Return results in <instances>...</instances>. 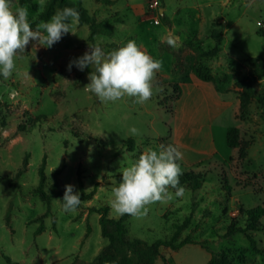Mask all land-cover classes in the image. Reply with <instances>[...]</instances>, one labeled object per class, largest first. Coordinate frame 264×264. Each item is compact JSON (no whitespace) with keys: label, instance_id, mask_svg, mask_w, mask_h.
I'll list each match as a JSON object with an SVG mask.
<instances>
[{"label":"rangeland","instance_id":"rangeland-1","mask_svg":"<svg viewBox=\"0 0 264 264\" xmlns=\"http://www.w3.org/2000/svg\"><path fill=\"white\" fill-rule=\"evenodd\" d=\"M73 1H81L112 34H96L90 41L89 26L77 19L72 32L50 48L30 41L15 58L14 74L6 80L0 77V264H10L5 256L19 264H89L109 242L101 235L99 213L89 210L107 206L108 216L118 218L109 199L122 169L147 148L176 145L174 84L194 74L187 56L218 45L217 56L199 60L216 76L223 95L232 92L237 97L238 80L251 76L246 58L264 55V35L256 33L264 30V0H112L111 5L100 0ZM19 3L28 8L33 28L44 21L40 14L45 0ZM167 36L176 38L175 47L165 42ZM129 39L162 61L153 79L154 94L143 104L127 96L102 102L86 88L91 69L73 66L69 71L67 65L90 51V45L108 51ZM253 88L264 100V82L257 80ZM200 102L205 104L203 99ZM232 108L216 124L240 127L241 142L248 144L246 156L239 157V150L225 141L223 145L216 140V150L204 148L208 134L200 123L192 134L191 149L176 145L183 153L179 163L184 196L151 203L144 215H128L125 220L128 236L151 243L170 238L174 224L189 218L181 237L207 241V247L200 243L179 249L162 247L155 264H207L209 250H226L235 259L242 256L247 264H264V217L260 218L262 230L252 232L262 252L251 249L243 233L223 237L232 218L245 226L241 209L264 206V104L253 100L243 120L239 110L234 118ZM130 126L137 127L140 135H131ZM183 133L189 135L185 128ZM129 138L134 140L132 147ZM207 151L214 152L189 164L193 153ZM43 161L46 190L53 181L51 172L61 169L62 188L72 184L80 191V168L84 190L91 197L71 213L62 210L59 196L43 200L33 191ZM193 176L202 180L199 189L187 188ZM41 224L42 231L37 233Z\"/></svg>","mask_w":264,"mask_h":264},{"label":"clouds","instance_id":"clouds-1","mask_svg":"<svg viewBox=\"0 0 264 264\" xmlns=\"http://www.w3.org/2000/svg\"><path fill=\"white\" fill-rule=\"evenodd\" d=\"M78 17L77 9L65 6L33 28L28 8L19 0H0V77L6 80L14 74L15 58L30 41L50 48L63 35L72 32V24ZM165 42L175 47L177 40L167 36ZM73 66L81 71L86 67L91 69L86 88L100 101L116 102L127 96L143 104L154 94L153 79L161 70L162 61L129 39L108 51L99 45H90V51L69 61L68 70ZM129 133L140 135V130L130 126ZM182 157L183 153L174 144L145 149L122 169L120 180L112 188L109 205L113 213L117 217L125 214L139 217L151 203L171 200L173 195L183 197L185 188L180 184L183 173L179 163ZM74 187L65 184L59 199L66 213L74 212L81 204V193ZM169 189H174V193Z\"/></svg>","mask_w":264,"mask_h":264},{"label":"trees","instance_id":"trees-1","mask_svg":"<svg viewBox=\"0 0 264 264\" xmlns=\"http://www.w3.org/2000/svg\"><path fill=\"white\" fill-rule=\"evenodd\" d=\"M102 3L111 5L112 0H100ZM65 6L74 7L79 12L78 21L81 24H87L90 29L89 40L92 41L96 34L101 35H111L112 31L107 27L102 21H99L94 14H90L88 10L82 5L81 1L73 0H45L43 10L41 11V18L46 21L51 15H53L55 8L59 7L62 9ZM258 35H264V30L257 31ZM216 30H212L211 36L215 37ZM220 47L218 45L214 46L209 50H205L196 56L189 55L187 60L189 62V67L191 71L201 80L210 81L215 85L216 90L219 91L217 86L216 76L212 73L210 68L204 66L200 62L201 57L212 58L218 55L220 52ZM250 66L251 76L246 79H240L237 82L240 90L237 92V98L239 100V116L243 120L248 115L249 106L253 100L257 99L260 103L264 104V100H261L259 93L253 88V84L264 78V55L249 56L246 58ZM177 65V64H176ZM174 89L177 90L179 97L181 92L180 84L175 83ZM175 99V100H176ZM165 105V104H164ZM24 130V128H22ZM127 143L132 147L134 145V140L129 138ZM226 143L231 148H237L239 150V157L243 158L246 156L248 144L241 142L240 128L237 126H229L226 131ZM28 162L25 160L26 165ZM39 182L34 187L33 191L38 193L43 200L50 201L52 197L59 196L62 198L64 189L61 186V181L59 174L61 169H54L51 174L53 181L50 185L49 190H46V174H45V161L39 166ZM187 177H189L187 175ZM193 181L189 182L188 187L191 190H196L201 187L202 180L198 176H193ZM11 185L18 186V183H11ZM184 182L180 181L182 185ZM78 185L80 187L81 193V204L91 197V193L84 190V182L81 175L80 168L78 169ZM79 206V207H80ZM10 211L8 209L6 214L7 222L10 223ZM96 211L99 213V223L101 235L108 239V244H106L101 251L93 258L89 264H155L158 258L161 256L162 247H171L172 249H179L188 243H200L203 247H207L205 243L206 240H195L190 235L181 237L182 231L187 227L189 223V218H186L182 223H175L174 230L170 238L159 239L154 242H147L143 239L137 237H130L127 233L126 218L127 214L120 216L118 218H111L108 216L109 208L107 206H102L100 208H91L89 210ZM246 217L245 226L237 225L235 218H232L227 226L226 232L223 237H230L234 233H243L250 242V247L254 251L262 252L257 245L253 231L262 230L260 224V218L264 217V206H256L252 208H247L245 210H240ZM42 224L37 229V233L42 231ZM211 256L207 264H247L242 256L237 259L233 258L232 255L226 250L212 251ZM6 260L10 264H19L11 260L9 256H5Z\"/></svg>","mask_w":264,"mask_h":264},{"label":"crops","instance_id":"crops-1","mask_svg":"<svg viewBox=\"0 0 264 264\" xmlns=\"http://www.w3.org/2000/svg\"><path fill=\"white\" fill-rule=\"evenodd\" d=\"M162 11H164L163 8ZM260 81L264 82V78L260 79ZM180 87V95L174 101L172 110L174 143L180 148L191 149L195 144V131L199 129L198 127L202 123L206 127L208 134V144H203L202 146L204 148L205 146L212 147L214 148L213 150H216V140L224 145L228 126L221 123L216 124V122L222 113L231 107H233L231 110L232 115L236 118L239 107V100L236 95L232 92L223 95L221 90H216L212 82L201 80L192 73L180 82ZM202 99L205 100L204 105L200 102ZM200 118L202 121L199 120ZM184 128L188 130L189 135H184ZM213 152L193 153L195 154L194 158L190 160L189 164L200 162L205 158L206 154L211 155Z\"/></svg>","mask_w":264,"mask_h":264},{"label":"built area","instance_id":"built-area-1","mask_svg":"<svg viewBox=\"0 0 264 264\" xmlns=\"http://www.w3.org/2000/svg\"><path fill=\"white\" fill-rule=\"evenodd\" d=\"M153 20H154V22H155V23H158V22H159V19H158V18H156V17H154V19H153Z\"/></svg>","mask_w":264,"mask_h":264}]
</instances>
